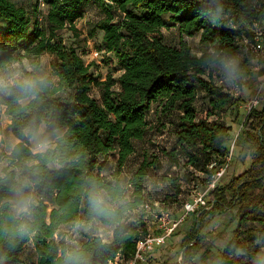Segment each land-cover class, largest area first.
Here are the masks:
<instances>
[{
	"label": "trees",
	"instance_id": "1",
	"mask_svg": "<svg viewBox=\"0 0 264 264\" xmlns=\"http://www.w3.org/2000/svg\"><path fill=\"white\" fill-rule=\"evenodd\" d=\"M255 1L258 0H223V17L212 24L195 14L192 0H38L31 11L20 0H0V58L22 52L32 58H41L44 53L56 57L53 67L61 74L63 91L55 102L64 108L66 122L74 129L73 139L83 150L89 171L108 168L122 175L136 155V142L155 131L156 124L149 118L151 113L160 131L165 133L164 128L171 126L174 142L170 148L163 147L161 153L172 168H185L201 175L186 178L174 170L173 175L166 173L161 177L166 194L159 204L178 215L190 195L184 184L204 188L214 170L225 164L231 153L232 126L211 116L226 112L230 106L238 108L241 102L199 67L185 37L199 34L203 43H219L237 53L239 42L247 37L254 40L249 24L264 20V0L259 8ZM88 5L103 14L94 22L90 35L101 32L98 49L109 53L106 57L117 68L116 76L109 72L105 78L97 77L95 61L87 63L83 53L60 36L66 28L78 31V21ZM170 25L178 28V46L164 42L163 28ZM94 86L98 88L97 96L91 92ZM200 91L209 97L205 114L195 103ZM262 98L261 89L259 102L245 116L238 135L250 165L209 192L208 207L212 208L203 207L194 213L198 221L183 238L184 246L192 243L185 264L192 261L206 237L201 232L204 216L228 209L236 210L238 222L232 239L216 255L214 264L217 258L224 264H250L248 257L235 255L234 249L247 247L254 252L257 234L264 233ZM234 150L235 144L233 153ZM115 154L118 157L111 167L110 158ZM154 157L140 160L131 168L130 177H126L141 207L124 237L106 254L109 264H114L117 256L123 261L132 259L137 241L148 233L149 215L144 204L154 206V198L147 189L150 169L157 161ZM79 175V171L72 170L57 182L58 191L50 203L53 211L71 199L73 183ZM27 245L36 254V260L30 264H51L53 257L44 235L20 244L10 254L8 264H19Z\"/></svg>",
	"mask_w": 264,
	"mask_h": 264
},
{
	"label": "clouds",
	"instance_id": "2",
	"mask_svg": "<svg viewBox=\"0 0 264 264\" xmlns=\"http://www.w3.org/2000/svg\"><path fill=\"white\" fill-rule=\"evenodd\" d=\"M196 15L218 23L223 0H192ZM199 67L225 89L246 92L247 71L241 55L211 43L194 52ZM250 62H252L250 60ZM52 62L26 52L0 58V264L25 242L44 235L51 264H109L107 255L140 210L129 180L108 168L89 171L83 150L64 108L55 102L63 89ZM258 87L264 89V84ZM77 170L71 199L50 207L65 174ZM251 252L234 254L264 264V233ZM183 257L177 255V264ZM216 264H224L217 258Z\"/></svg>",
	"mask_w": 264,
	"mask_h": 264
},
{
	"label": "rangeland",
	"instance_id": "3",
	"mask_svg": "<svg viewBox=\"0 0 264 264\" xmlns=\"http://www.w3.org/2000/svg\"><path fill=\"white\" fill-rule=\"evenodd\" d=\"M23 2L26 7L31 11L32 8L36 5L38 0H20ZM263 0L255 1L256 7L259 8L260 3ZM41 8L45 10V5L41 3ZM103 17V14L99 11L98 8L92 5H88L83 17L78 21V31H72L68 28L60 31V36L67 43L78 48L80 53H91L93 49H98L99 44L101 43L102 34L100 31L97 32L95 36L90 35V30L94 25V22ZM228 21V20H226ZM229 22V21H228ZM230 23V22H229ZM253 27V30L256 27H259L264 31V20L255 24H249ZM164 42L172 46H178L180 44V34L176 26L170 25L163 28ZM190 46L192 52H197L205 49L208 44L203 43L200 40L199 34L194 35L193 37H185ZM254 40L247 37V41L239 42V49L237 54L241 55L243 58V63L247 71L248 79L247 86L248 90L246 92H238L227 90L231 92L234 97H239L241 102L238 108L230 106L226 112H218L211 118H219V120L225 122L228 125L232 126L231 130V139L235 142V150L233 153L232 160L229 163L226 173L221 179V183H227L234 176L238 175L244 169L250 165V157L243 149L240 139L238 137L239 132L242 127V122L250 110V107L254 105V100L257 97L260 87V84H264V56L262 51L255 50L253 48ZM264 43V42H263ZM264 45V44H263ZM43 59L52 62V66L56 61V57L50 53H44L42 55ZM86 60H90V54L85 57ZM250 60L252 62H250ZM98 65L96 76L105 78L107 73L113 72L116 75L119 74L117 68L114 66L108 57H104L99 61H95ZM213 80L219 83L218 78L211 75ZM223 86V85H222ZM224 87V86H223ZM225 88V87H224ZM264 89H262L263 91ZM92 94L94 96L98 95V88L94 86L92 88ZM264 101L262 98L261 102ZM196 105L200 109V112L205 114L206 109L209 104V97L203 91H200L197 96ZM150 120L155 125V131L150 133L143 141H137V152L132 160L130 166L125 168L122 173L123 176L127 177L130 174L131 168L137 166L140 160L149 156L150 160H154L156 156V163L154 167L150 169V176L147 182V189L152 194L154 202H159L166 194L165 183L162 182V176L166 173L173 175V171L182 172L186 178H191L192 176H201L192 174L189 170L185 168L179 170L171 166L169 159L161 153L163 147L170 148L174 142V134L172 133V127L167 126L165 133L158 129L159 123H157L154 113L149 115ZM169 123V121H168ZM111 167L115 166L113 162L110 165ZM185 192H189L190 196L197 189L190 185L184 184ZM200 189V188H198ZM169 190H171L169 188ZM160 203V202H159ZM211 208L208 207L206 209ZM149 225L154 226V220L149 215ZM198 221V215L192 213L189 214L187 219L179 226V228L172 234L167 242L156 248L154 252L149 255V258L142 264H177L176 258L177 255L182 256V251L184 246L183 238L185 235L193 230L195 224ZM238 219L236 217V210H226L224 212L216 211L212 214L204 216L203 225L201 227V232L205 234V239L201 244L199 252L195 255L192 261L188 264H214V258L218 255L228 244V242L233 237V231L236 228ZM245 242L247 243V237ZM24 264H30L36 260V254L31 245H27L22 254Z\"/></svg>",
	"mask_w": 264,
	"mask_h": 264
},
{
	"label": "built area",
	"instance_id": "4",
	"mask_svg": "<svg viewBox=\"0 0 264 264\" xmlns=\"http://www.w3.org/2000/svg\"><path fill=\"white\" fill-rule=\"evenodd\" d=\"M253 31V48L255 50L262 51L264 56V31L259 27H256ZM242 41H247V38L243 39ZM88 54H90V60H86L85 58L88 56ZM108 54L109 53H107L105 50L93 49L91 53H87L83 55V57L87 63H90L92 61H99ZM260 90L261 88L259 89V92ZM258 94L254 100L253 106L257 105L259 102ZM234 144L235 142H233L231 146V153L228 156L227 162L214 170L204 188L196 189L192 193L190 198L184 202L183 206L181 207V212L178 215H175L171 211L162 208L159 202H154V206H152L150 203H145V212H147L148 215H150V217L154 220V226L149 225L148 233L137 241L136 252L132 259L123 261L119 258V256H117L113 263L142 264L149 258V255L154 252L156 248L164 245L167 242V239L175 233L179 226L187 219L189 214L195 213L203 207L208 208L209 192L214 190L221 183V179L226 173L229 163L232 159Z\"/></svg>",
	"mask_w": 264,
	"mask_h": 264
},
{
	"label": "water",
	"instance_id": "5",
	"mask_svg": "<svg viewBox=\"0 0 264 264\" xmlns=\"http://www.w3.org/2000/svg\"><path fill=\"white\" fill-rule=\"evenodd\" d=\"M212 208V206H211ZM192 243L186 245L184 248H183V251H182V257H183V260L181 261V264H185V260H186V256H187V250H188V247L191 245Z\"/></svg>",
	"mask_w": 264,
	"mask_h": 264
},
{
	"label": "crops",
	"instance_id": "6",
	"mask_svg": "<svg viewBox=\"0 0 264 264\" xmlns=\"http://www.w3.org/2000/svg\"><path fill=\"white\" fill-rule=\"evenodd\" d=\"M117 157H118L117 154H115L113 157H111L110 158V163H112V158H113V162L116 163ZM128 177H130V175ZM19 264H24L22 257H21V262Z\"/></svg>",
	"mask_w": 264,
	"mask_h": 264
}]
</instances>
